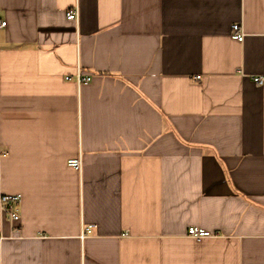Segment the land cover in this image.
I'll list each match as a JSON object with an SVG mask.
<instances>
[{
    "label": "crops",
    "instance_id": "0c3cea01",
    "mask_svg": "<svg viewBox=\"0 0 264 264\" xmlns=\"http://www.w3.org/2000/svg\"><path fill=\"white\" fill-rule=\"evenodd\" d=\"M0 20V195L21 196L0 264H264V0H0Z\"/></svg>",
    "mask_w": 264,
    "mask_h": 264
},
{
    "label": "built area",
    "instance_id": "2783aa9c",
    "mask_svg": "<svg viewBox=\"0 0 264 264\" xmlns=\"http://www.w3.org/2000/svg\"><path fill=\"white\" fill-rule=\"evenodd\" d=\"M65 17L67 20L76 21L77 13L74 9L66 11ZM5 25H6L5 21L0 20V28L5 27ZM229 36H230V39L237 41V42H241L244 38V34L242 33L240 26L238 24L231 25ZM72 78L75 81L76 85L78 86L82 84H86L90 81L89 76H83L81 75V73H79V71H77ZM70 79L71 77L69 76L64 77V80L66 81H69ZM251 80L258 87H261L262 85H264V75L263 76H252ZM67 165L69 167L78 169L80 166V160L79 159L68 160ZM20 201H21V196L18 194L0 195V215L3 217L4 221H6L10 225L13 233L17 232L16 224L19 221ZM91 230H92L91 225H87L86 227H84L81 237L83 238L84 236L90 234ZM186 234L188 237H191L196 240L211 237V234L209 232L204 231V230L194 229V228L188 229ZM1 238L2 237H0V239Z\"/></svg>",
    "mask_w": 264,
    "mask_h": 264
}]
</instances>
